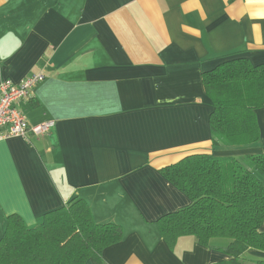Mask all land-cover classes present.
I'll return each instance as SVG.
<instances>
[{"label":"crops","instance_id":"obj_1","mask_svg":"<svg viewBox=\"0 0 264 264\" xmlns=\"http://www.w3.org/2000/svg\"><path fill=\"white\" fill-rule=\"evenodd\" d=\"M233 55L264 66V0H0V83L43 72L20 109L31 126L55 122L46 136L0 141V241L9 216L34 227L79 197L124 231L101 264L229 259L189 236L171 248L157 222L191 204L165 167L264 153V107L259 143L212 144L203 73Z\"/></svg>","mask_w":264,"mask_h":264},{"label":"trees","instance_id":"obj_2","mask_svg":"<svg viewBox=\"0 0 264 264\" xmlns=\"http://www.w3.org/2000/svg\"><path fill=\"white\" fill-rule=\"evenodd\" d=\"M203 84L213 107V147L259 143L256 112L264 107V66L239 55L225 57L203 73ZM162 173L191 200L188 207L157 222L171 248L189 236L230 256L219 264H264V259L243 258L249 250L264 253V153L192 154ZM123 239L120 225L96 222L87 201L74 197L34 227L18 215L9 216L0 241V264H101L105 250ZM219 240L227 244L214 246Z\"/></svg>","mask_w":264,"mask_h":264},{"label":"built area","instance_id":"obj_3","mask_svg":"<svg viewBox=\"0 0 264 264\" xmlns=\"http://www.w3.org/2000/svg\"><path fill=\"white\" fill-rule=\"evenodd\" d=\"M45 74H33L19 83L4 79L0 83V141L11 138L28 140L30 136L43 137L55 127L54 121L31 126L20 109L23 101L30 99L35 88L45 79Z\"/></svg>","mask_w":264,"mask_h":264}]
</instances>
